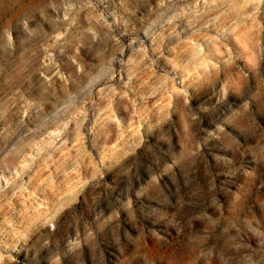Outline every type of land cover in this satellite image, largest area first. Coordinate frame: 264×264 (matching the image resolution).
Listing matches in <instances>:
<instances>
[{
  "label": "clouds",
  "instance_id": "obj_1",
  "mask_svg": "<svg viewBox=\"0 0 264 264\" xmlns=\"http://www.w3.org/2000/svg\"><path fill=\"white\" fill-rule=\"evenodd\" d=\"M0 143V264H264V0H0Z\"/></svg>",
  "mask_w": 264,
  "mask_h": 264
},
{
  "label": "rangeland",
  "instance_id": "obj_2",
  "mask_svg": "<svg viewBox=\"0 0 264 264\" xmlns=\"http://www.w3.org/2000/svg\"><path fill=\"white\" fill-rule=\"evenodd\" d=\"M166 3H171L173 6L175 5L176 0H165ZM171 9L170 8H164L161 9L155 13H153L147 21H141V28L138 34V38L143 40L146 39L145 36V30H154L155 32H158L160 36L163 38V44L161 47L164 45H169L171 46L172 43H174L175 38L171 35L165 36V33H169L171 31L172 25L166 24L165 21L169 18ZM202 22V17L200 16H194V18L191 20V25H194L195 27L199 28L200 24ZM178 25L177 30L179 31L180 29H183L185 31L188 30L190 27L188 25L187 21H176L174 22ZM203 31V29H201ZM210 36L211 33H208ZM147 47V45H146ZM190 54L193 57H198L200 56L201 53V48L203 47L202 45L198 44L195 41H192L190 44ZM129 54L128 50H125V55L127 56ZM0 147H2V143H0ZM44 153L43 151L40 152V156L43 157ZM20 165L22 166V172L24 173L23 179L27 180L28 176L27 173L32 169L33 164L35 161H32L31 163L28 160H22L19 162ZM6 179V178H5ZM68 191H71V186H69Z\"/></svg>",
  "mask_w": 264,
  "mask_h": 264
}]
</instances>
